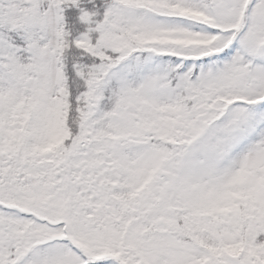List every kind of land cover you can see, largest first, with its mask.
I'll return each instance as SVG.
<instances>
[{"label":"trees","instance_id":"1","mask_svg":"<svg viewBox=\"0 0 264 264\" xmlns=\"http://www.w3.org/2000/svg\"><path fill=\"white\" fill-rule=\"evenodd\" d=\"M116 4L133 7L138 18L152 13L193 28L154 29L119 22L111 10ZM212 6V0H0V264H172L154 247L161 231L219 261L222 254H246L264 264V204L253 206L254 191L244 168L237 167L223 182L210 177L185 181V192L138 221L125 214V207L146 193L153 177L152 168L137 166L147 148H133L124 158H113L112 150L105 149L111 173L98 162V150L106 141L133 135L140 124L149 133V148L172 152L182 145L160 117L175 121L177 110L192 112L213 102L199 74L238 51L253 2L242 4L243 21L215 16L206 10ZM51 7L59 14L53 47L43 34ZM45 49L54 55L56 82L39 77L44 64L35 57ZM150 57L168 72L157 85L174 89L170 98L152 101L140 92ZM255 60L248 56L247 71L262 90L250 99L227 103L246 104L263 117L264 82L253 73ZM126 63L132 66L136 99L153 113L134 123L114 121L123 93L113 73ZM182 76L185 83L176 88ZM252 143L264 149L263 127L256 128ZM81 165L90 176L78 174ZM253 168L264 187V173ZM100 169L102 200L97 204L83 195L79 181H96ZM108 195L117 201L111 213L103 202ZM232 198L238 216L234 224L225 219ZM62 209L78 228L71 230L59 214ZM225 230L233 242L223 239ZM74 239L91 249L90 258L79 250L81 262L47 255L46 246L55 241L62 242L64 255H69L79 249ZM204 263L197 255L182 264Z\"/></svg>","mask_w":264,"mask_h":264},{"label":"rangeland","instance_id":"2","mask_svg":"<svg viewBox=\"0 0 264 264\" xmlns=\"http://www.w3.org/2000/svg\"><path fill=\"white\" fill-rule=\"evenodd\" d=\"M181 1L185 2L186 0ZM245 1L212 0L213 6L206 7V10L218 17H239L243 21L245 14L241 6ZM252 2L253 7L248 24L239 37L238 51L234 53L231 59L219 64L218 67L215 65H210L209 68L203 67L199 74L198 81L211 94L213 102L206 106H199L192 112L177 110L175 113L178 115V119L175 121L160 117L163 124L172 126L176 136L182 141L181 146H175L172 152L149 148L147 141L149 133L140 124L133 135H128L125 138L118 137L117 143H115L116 138L108 140L104 149L98 150V162L102 164L101 168L111 173V165L106 162L105 149L112 150L113 158H124L126 152L133 148H147L138 159L137 166L152 168L153 177L148 183L146 193L128 201L125 207L127 216L141 221L146 214L155 213L160 204L179 197L182 192H185L183 182L196 181L206 177L223 182L237 167L244 168L248 184L254 191L253 206L264 204V187L256 181L253 168L255 166L256 169L264 173V149L252 143L256 128L261 126L264 131V116L260 117L257 112L248 109L246 104L233 106L227 103L228 100H234L238 97L250 99L262 90L260 83L254 81L253 78L249 79L251 74L247 71L249 65H246L248 56L251 59H256L253 73L264 82V0H252ZM111 10L117 21H127L139 27L183 30L193 28L188 24L178 21L172 22L152 13H146L142 18H138L136 10L131 6L123 7L116 4ZM48 21L49 27L43 34L44 38L48 40L49 46L53 47L57 39L55 27L59 21L57 8L51 7L49 9ZM35 58L44 64L39 77L56 82L58 71L53 53L45 49L42 54ZM135 66L138 68L139 65ZM144 71L145 75L142 79L140 92L145 98L156 101L172 96L174 89L157 85L168 74L161 64L155 63L150 57L144 64ZM113 75L118 80L123 93V99L114 121L134 123V120L139 119L142 115H152L153 113L148 106L145 103H140L131 89V63H126L122 68L114 71ZM185 80L186 77L182 76L176 88L182 87ZM73 155L77 157L76 151ZM89 156L88 153L82 155V162ZM77 172L90 176L84 165H81ZM101 172L100 169L96 181L95 179L87 180V178L79 181L83 195L90 198L89 202H92L91 198L97 204H100L102 200L98 191V186H102ZM164 172H170L177 176V183L171 191L166 190L168 180L164 176ZM196 193L197 191H194L192 195ZM103 202H107L105 209L109 213L112 212L113 206L117 203L116 199L109 195L108 200L103 198ZM235 206L236 200L232 198L231 211L225 215V219L230 224H234L238 220ZM65 210H61L60 216L67 219L71 230L78 228V222L70 219ZM255 218L259 222L263 221L260 214L255 215ZM250 230L256 231L254 220L251 222ZM154 238V247L162 249L172 264H182L194 259L197 255L202 256L205 260L204 264H260L259 262H252L246 254L238 257L222 254L219 261L214 259L206 250L198 249L192 245H181L174 237L164 231L159 232ZM223 239L227 243L233 242V238L226 230ZM74 244L79 249H72L67 256L64 255V245L59 241L47 245L45 251L51 258L66 257L74 262L82 261L80 252L87 256L91 254L92 251L88 246L77 245V239H74ZM35 252L40 255L41 248H37Z\"/></svg>","mask_w":264,"mask_h":264},{"label":"water","instance_id":"3","mask_svg":"<svg viewBox=\"0 0 264 264\" xmlns=\"http://www.w3.org/2000/svg\"><path fill=\"white\" fill-rule=\"evenodd\" d=\"M165 175L169 178V183L167 184L166 189L170 191L175 185L176 176L168 172H166Z\"/></svg>","mask_w":264,"mask_h":264}]
</instances>
